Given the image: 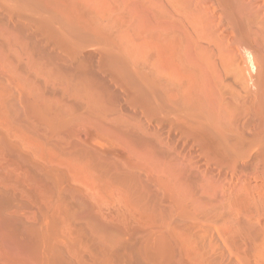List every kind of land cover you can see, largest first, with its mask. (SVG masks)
I'll return each instance as SVG.
<instances>
[{"label":"rangeland","instance_id":"374dc122","mask_svg":"<svg viewBox=\"0 0 264 264\" xmlns=\"http://www.w3.org/2000/svg\"><path fill=\"white\" fill-rule=\"evenodd\" d=\"M0 220L22 264H264V0H0Z\"/></svg>","mask_w":264,"mask_h":264},{"label":"bare ground","instance_id":"6f19581e","mask_svg":"<svg viewBox=\"0 0 264 264\" xmlns=\"http://www.w3.org/2000/svg\"><path fill=\"white\" fill-rule=\"evenodd\" d=\"M169 2V1H168ZM155 12H156V10H155ZM163 15H164V13H163V11L161 10V9H158L157 8V15H156V19H157V21H161V20H163L162 18H163ZM158 31H157V37H156V50H155V64H154V69H155V71L156 72H158L159 74H160V72L159 71H161V70H159V67H160V64H161V61H162V58H163V55H164V57H165V59H167V60H170L172 57H173V55H174V53H173V50H174V46H173V41H172V37L171 36H169V34H164V33H162V31H161V29H157ZM162 52H164V53H162ZM249 54V53H248ZM247 55V54H246ZM246 59H247V57H246ZM252 60V59H251ZM247 61V60H246ZM248 66L250 67V69H251V71H253L254 69H253V65H252V63L250 62V59H249V57H248ZM159 70V71H158ZM8 174H9V172H8ZM1 221V220H0ZM10 221V220H9ZM12 221V220H11ZM10 221V222H11ZM8 223V222H7ZM7 223L6 224H4L5 226H7ZM11 223H13V222H11ZM19 223V222H18ZM1 224V223H0ZM10 224V223H9ZM2 225H3V222H2ZM14 225V224H13ZM10 226V225H9ZM16 226V225H15ZM2 227H4V226H2ZM8 228V227H7ZM7 228L5 227V229L7 230ZM12 228V227H11ZM18 228H19V226H18ZM21 228H23L22 227V225H21ZM9 230V229H8ZM23 230H24V228H23ZM4 231V229H2V231L1 232H3ZM15 231V232H14ZM19 231H21L20 229H19ZM4 233H6V234H4V237L2 238V240H7V242L8 241H12L13 243H16V242H14L15 241V239H16V241H17V243L19 242L18 241V230L17 229H15V230H9L8 232H4ZM23 234H25V233H23ZM22 236V235H21ZM24 236H26V234L24 235ZM2 237V236H1ZM23 237V236H22ZM27 237V236H26ZM25 237V238H26ZM87 237V236H86ZM88 238V237H87ZM86 239V238H85ZM19 240H20V238H19ZM70 240V239H69ZM87 240H89V238L87 239ZM23 241H24V239H23ZM85 241V240H84ZM90 241V240H89ZM88 241V242H89ZM12 242H10V243H12ZM87 242V241H86ZM88 242H87V244H88ZM3 243V242H2ZM2 243H1V240H0V264H22L21 262H19V261H15V260H12L11 258H14L15 257V259H20V257L19 258H17L16 257V255L13 257V255L11 256V257H9L10 255V253L7 255V253H5L6 251H7V249H6V251L4 252L3 250H5V249H2ZM12 243V244H13ZM16 243V244H17ZM20 243V242H19ZM90 243V242H89ZM86 244V243H85ZM5 245V244H4ZM9 245H11V244H9ZM20 245V244H19ZM90 245H91V243H90ZM6 246V245H5ZM8 246V245H7ZM17 246V245H16ZM9 247V246H8ZM14 247V246H13ZM89 247H91V246H89ZM3 248H4V246H3ZM87 248V247H86ZM93 248V247H92ZM14 249V248H13ZM82 249V248H81ZM84 249H85V247H84ZM91 250V249H90ZM15 251V250H14ZM64 251V250H63ZM69 251V250H68ZM75 251V250H74ZM117 251V250H116ZM119 251V250H118ZM146 251V250H145ZM145 251H144V254H145ZM10 252V251H9ZM67 252V251H66ZM86 252V251H85ZM89 252V251H88ZM87 252V253H88ZM91 252V251H90ZM95 252V251H94ZM98 252H99V249H98ZM102 252V251H101ZM147 252H149L150 253V251H148L147 250ZM182 252V251H181ZM72 253H73V251H72ZM121 253V252H120ZM148 253V254H149ZM22 254V253H21ZM90 254V253H89ZM94 254V253H93ZM91 255V254H90ZM89 255V256H90ZM95 255V254H94ZM94 255H93V259H94ZM97 255V254H96ZM115 255V254H114ZM113 255V256H114ZM147 255V254H146ZM149 255H151V254H149ZM148 255V257H150ZM182 255H184V254H182ZM70 256V255H69ZM68 256V257H69ZM99 256V255H98ZM97 256V257H98ZM145 256V255H144ZM153 256V255H152ZM23 257H24V255H23ZM63 257V256H62ZM71 257V256H70ZM92 257V256H91ZM96 257V258H97ZM106 257V256H105ZM110 257H112V255L110 256ZM148 257L146 256V257H144L143 259H145V261L143 260V261H141V263H139V264H143V262H144V264H145V262L146 261H148ZM185 257H186V255H185ZM71 258H73V257H71ZM103 258H104V255H103ZM124 258V257H123ZM126 258V257H125ZM132 258V257H131ZM152 259L154 258V257H151ZM22 259V258H21ZM59 259H62V258H59ZM73 259H76V258H73ZM78 259V258H77ZM83 259H84V257H83ZM82 259V260H83ZM111 259V258H110ZM127 260H128V258H126ZM133 259V258H132ZM132 259H130V261H132ZM135 259V258H134ZM39 260V259H38ZM44 260V259H43ZM63 260V259H62ZM69 260V259H68ZM67 260V261H68ZM81 260V259H80ZM105 260H106V258H105ZM104 260V261H105ZM107 260H108V257H107ZM119 260V259H118ZM127 260L125 261V263H128V262H130L129 260H128V262H127ZM141 260V259H140ZM150 261H151V259H149ZM153 260H155V259H153ZM25 261H26V259H25ZM64 261V260H63ZM66 261V260H65ZM64 261V262H65ZM76 261V260H75ZM88 261V260H87ZM103 261V260H102ZM124 261H123V264H124ZM149 261V262H150ZM37 262V261H36ZM58 262V261H57ZM55 263V264H58V263ZM60 262V261H59ZM62 262V261H61ZM106 262V261H105ZM110 262V261H109ZM121 262L122 261H120L119 262V264H121ZM134 262H137V261H133V263ZM149 262H146V263H148L149 264ZM155 262H157V261H155ZM30 263V262H29ZM28 263V264H29ZM73 263H74V261H73ZM95 263H97V262H95ZM151 263V262H150ZM153 263V262H152ZM151 263V264H152ZM32 264V263H31ZM69 264H71V263H69ZM76 264V263H75ZM88 264V263H87ZM105 264H107V263H105ZM131 264H132V262H131ZM199 264V263H198Z\"/></svg>","mask_w":264,"mask_h":264}]
</instances>
